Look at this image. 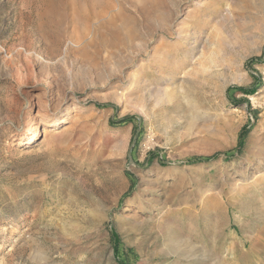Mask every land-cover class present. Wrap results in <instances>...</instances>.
<instances>
[{
  "label": "rangeland",
  "instance_id": "374dc122",
  "mask_svg": "<svg viewBox=\"0 0 264 264\" xmlns=\"http://www.w3.org/2000/svg\"><path fill=\"white\" fill-rule=\"evenodd\" d=\"M33 1L0 0V264H264V0H109L107 47Z\"/></svg>",
  "mask_w": 264,
  "mask_h": 264
},
{
  "label": "bare ground",
  "instance_id": "6f19581e",
  "mask_svg": "<svg viewBox=\"0 0 264 264\" xmlns=\"http://www.w3.org/2000/svg\"><path fill=\"white\" fill-rule=\"evenodd\" d=\"M33 2L36 5L37 4L40 5V7L43 6L42 7L43 11H41L39 14H35L34 23H35L36 27L39 30H42L45 26H47L51 30L55 29V39H56L55 45L56 46L59 45V42H60V36H61L60 32H63L66 29V25L68 24V22L70 20V11H71L70 9H72L71 4H73L74 6H76V5L81 6L82 5L83 8H85L83 10V12L81 11L82 13L80 15V19H82L83 23L86 25L92 24L94 32H95V39L97 41H99L97 45H99V46L104 45V47L108 46L109 40H105L104 39L105 37L102 34H100L99 30L103 26L108 25V22H109L107 19H109L110 10L112 8L111 4L109 3L110 2L109 0H95V1H93V0H73V3H71L70 0H34ZM113 15H117V14L114 13ZM28 17L33 18V15L31 14ZM110 20H112V19H110ZM112 22H113V20H112ZM102 33H103V31H102ZM110 34H112V33H110ZM197 35H198V30L196 28H194L193 32L190 33L189 37H190V39H196ZM108 38H109V36H107V39ZM90 40H91V38H90ZM88 42H90V41H88ZM90 44H92V42ZM183 50L185 51L186 49H183ZM94 54H95V56L100 54V48L99 47L95 48ZM93 69H97V63H95V65H94V62H93ZM141 77H142V72L140 70L134 72V74L132 75V78H131V79H133V81L128 84L129 88L126 91V93L131 92L134 89V87H137L138 85H140V83H142ZM140 203H141V201H138L136 203V205H139Z\"/></svg>",
  "mask_w": 264,
  "mask_h": 264
},
{
  "label": "trees",
  "instance_id": "16d2710c",
  "mask_svg": "<svg viewBox=\"0 0 264 264\" xmlns=\"http://www.w3.org/2000/svg\"><path fill=\"white\" fill-rule=\"evenodd\" d=\"M238 90H240L241 92H243V90H241V89H238ZM131 118H132V117H125V118L122 119L121 122H128L129 120H131ZM241 136H242V135H240V137H241Z\"/></svg>",
  "mask_w": 264,
  "mask_h": 264
}]
</instances>
